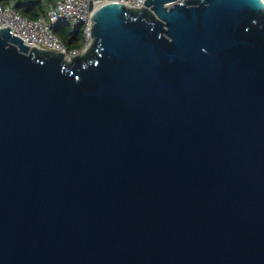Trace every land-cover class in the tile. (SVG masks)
Returning <instances> with one entry per match:
<instances>
[{
	"label": "water",
	"instance_id": "1",
	"mask_svg": "<svg viewBox=\"0 0 264 264\" xmlns=\"http://www.w3.org/2000/svg\"><path fill=\"white\" fill-rule=\"evenodd\" d=\"M91 19L72 62L0 29V264H264V1Z\"/></svg>",
	"mask_w": 264,
	"mask_h": 264
},
{
	"label": "built area",
	"instance_id": "2",
	"mask_svg": "<svg viewBox=\"0 0 264 264\" xmlns=\"http://www.w3.org/2000/svg\"><path fill=\"white\" fill-rule=\"evenodd\" d=\"M2 1L0 29L9 27L11 34L24 40L30 48L35 46L38 49L64 53L65 60L72 62L73 57L86 52L94 41L91 32L93 24L91 16L95 8L105 3L117 2L139 10L145 7L146 0H41L46 3V16L38 19L27 18L17 11L14 8L15 0ZM183 1L178 0V2ZM59 24L70 26L71 34L81 26L80 35L83 46L70 48L72 38L63 40L56 32Z\"/></svg>",
	"mask_w": 264,
	"mask_h": 264
},
{
	"label": "trees",
	"instance_id": "3",
	"mask_svg": "<svg viewBox=\"0 0 264 264\" xmlns=\"http://www.w3.org/2000/svg\"><path fill=\"white\" fill-rule=\"evenodd\" d=\"M3 3L0 0V4ZM14 8L30 19L44 18L46 16V3L41 0H15ZM57 34L63 39L68 40L72 38L69 47L79 48L83 46V41L80 35V28H78L73 34L67 31L65 24H59L56 27Z\"/></svg>",
	"mask_w": 264,
	"mask_h": 264
},
{
	"label": "rangeland",
	"instance_id": "4",
	"mask_svg": "<svg viewBox=\"0 0 264 264\" xmlns=\"http://www.w3.org/2000/svg\"><path fill=\"white\" fill-rule=\"evenodd\" d=\"M68 32H71L72 28L68 25H65ZM81 29V26L79 27Z\"/></svg>",
	"mask_w": 264,
	"mask_h": 264
}]
</instances>
